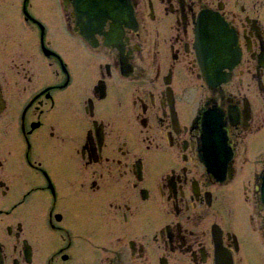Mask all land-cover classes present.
<instances>
[{
  "label": "flooded vegetation",
  "instance_id": "flooded-vegetation-1",
  "mask_svg": "<svg viewBox=\"0 0 264 264\" xmlns=\"http://www.w3.org/2000/svg\"><path fill=\"white\" fill-rule=\"evenodd\" d=\"M96 1L0 0V264H264V0Z\"/></svg>",
  "mask_w": 264,
  "mask_h": 264
},
{
  "label": "bare ground",
  "instance_id": "bare-ground-1",
  "mask_svg": "<svg viewBox=\"0 0 264 264\" xmlns=\"http://www.w3.org/2000/svg\"><path fill=\"white\" fill-rule=\"evenodd\" d=\"M83 1L85 2V6H87L86 0H83ZM103 1H107V2L104 3ZM92 5H94V2L93 1H89L88 7L90 8ZM96 7L101 9L104 12H109V8L114 7V5H113V3H108V0H97L96 1ZM122 7L124 8L125 6L122 5ZM122 13L124 14L123 11H122ZM91 16H93V14H91ZM126 16L129 17V15L126 14L123 17V19L127 21L129 19ZM202 19H208V16L205 15V16H203ZM92 21L95 23V20L93 18H92ZM205 21L206 20L201 22V25H202L201 27L200 26L197 27V32L199 34V37L202 36L201 37L202 38V41H201L202 48L197 47L198 56H199V58H200L202 63H204L205 61H206L207 64L211 63L210 67H211V69L214 70L216 65L213 64L212 62L215 59L213 61H212V59L216 58L218 56L217 55V53L219 52L218 48L225 44V40H224V38L217 37L215 42H210L209 39L212 38L211 36L213 35L214 40H215V36H214L213 31H212V28L209 31L205 30V26H204L205 23H206ZM208 32H211L212 35L211 36L207 35V37H206L205 35L208 34ZM224 55L225 54L222 55V53H221L219 55V57L217 58L219 60L218 63H219L220 66L225 65L224 63H222V61H224ZM203 67L205 68L206 66L203 64ZM210 67L209 68L206 67V69L208 70V69H210ZM205 76H206V74H205ZM208 80L210 81V79H208ZM221 256L225 258V254L221 255Z\"/></svg>",
  "mask_w": 264,
  "mask_h": 264
},
{
  "label": "snow or ice",
  "instance_id": "snow-or-ice-1",
  "mask_svg": "<svg viewBox=\"0 0 264 264\" xmlns=\"http://www.w3.org/2000/svg\"><path fill=\"white\" fill-rule=\"evenodd\" d=\"M25 2H27V0H25ZM11 38L6 36L3 32H0V56L3 55V47L6 43V41L10 40ZM68 119H69V122H74V120L76 119L75 115L71 112L70 110V106H69V111H68ZM53 139H57V137L54 135L53 136ZM29 150H31V146L29 145ZM38 163H40V161L38 160ZM3 167V164L0 163V168ZM48 183L50 184L51 181L49 180ZM28 195H31V192L28 193L25 197V199H27V196ZM53 195H55V192H53ZM55 207V205H53V208ZM61 220H62V217H60ZM71 246V244H69V247Z\"/></svg>",
  "mask_w": 264,
  "mask_h": 264
},
{
  "label": "water",
  "instance_id": "water-1",
  "mask_svg": "<svg viewBox=\"0 0 264 264\" xmlns=\"http://www.w3.org/2000/svg\"><path fill=\"white\" fill-rule=\"evenodd\" d=\"M109 16H112V15H109Z\"/></svg>",
  "mask_w": 264,
  "mask_h": 264
}]
</instances>
